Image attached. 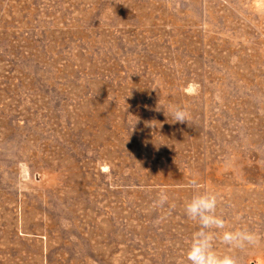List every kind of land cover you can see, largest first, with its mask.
<instances>
[{"label":"rangeland","instance_id":"rangeland-1","mask_svg":"<svg viewBox=\"0 0 264 264\" xmlns=\"http://www.w3.org/2000/svg\"><path fill=\"white\" fill-rule=\"evenodd\" d=\"M193 179L264 264V0H0V264H189Z\"/></svg>","mask_w":264,"mask_h":264},{"label":"clouds","instance_id":"clouds-1","mask_svg":"<svg viewBox=\"0 0 264 264\" xmlns=\"http://www.w3.org/2000/svg\"><path fill=\"white\" fill-rule=\"evenodd\" d=\"M169 114L173 123H188L189 113L182 106H170ZM191 186L193 195L185 202L184 211L188 218L198 223L199 227L191 236L186 252L187 261L189 264H239L237 257L220 254L215 249L217 232L212 230H223L226 227L224 218L217 214L218 195L211 191H201L195 179L191 181ZM167 201L168 196L160 192L155 204L163 206ZM219 239L229 250L257 246L261 242L258 234L247 229L223 231Z\"/></svg>","mask_w":264,"mask_h":264}]
</instances>
